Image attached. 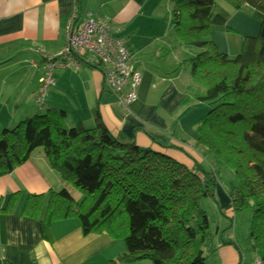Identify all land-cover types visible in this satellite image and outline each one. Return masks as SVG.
Segmentation results:
<instances>
[{
    "label": "trees",
    "instance_id": "obj_1",
    "mask_svg": "<svg viewBox=\"0 0 264 264\" xmlns=\"http://www.w3.org/2000/svg\"><path fill=\"white\" fill-rule=\"evenodd\" d=\"M224 1L237 10L247 4L262 13L257 33L243 36L233 57L220 52L209 37L213 26L230 31L225 18L213 10L214 0H174L171 10L178 42L194 49L179 63L191 64L192 79L181 104L196 101L209 107L197 121L194 145L187 139L167 145L182 151L189 164L134 140H119L96 106L92 127L80 122L67 126L65 111L48 107L0 131V175L41 148L50 166L81 193L75 199L66 188L50 190L44 231L55 220L75 217L83 235L124 239L127 249L119 257L123 261L211 264L223 244L238 248L241 258L235 241L222 235L230 231L237 213L250 208L254 261L260 257L264 264V0ZM34 52L45 65L42 53ZM211 156L206 165L204 158ZM222 165L233 169L237 181L227 189L233 214L226 216L229 220L218 235L200 204L209 197L221 214L216 185ZM38 195L24 206L36 217L42 206ZM13 203L14 194L6 208Z\"/></svg>",
    "mask_w": 264,
    "mask_h": 264
},
{
    "label": "crops",
    "instance_id": "obj_2",
    "mask_svg": "<svg viewBox=\"0 0 264 264\" xmlns=\"http://www.w3.org/2000/svg\"><path fill=\"white\" fill-rule=\"evenodd\" d=\"M115 1H119L116 7L105 8ZM115 1L0 0V60L10 58L0 64V130L35 114L29 109L27 100L30 102L34 99L37 103V71L43 68L44 63L40 64L38 59L42 58L33 49L41 48L49 54L62 49L65 43L64 25L76 2L80 15L83 16L88 11L94 16L108 19L120 28L115 35L123 40L133 54L135 66L142 78L136 100L125 110L116 95L103 88L102 75L96 68L87 70L85 65L59 67L62 71L57 73L54 85L59 86L63 80L68 82L72 89L64 91L68 93L67 96L72 95L74 98L76 110L73 112L83 113L74 115L71 119L73 112L57 105V108L65 111L66 120L69 117L67 126L80 122L83 126L92 127L95 124L93 107L96 106L106 127L119 140H134L143 147L166 152L189 164L190 160L182 151L167 147L187 136L184 134L177 138L169 133L168 121L174 118L190 84L185 79L180 80L179 63L192 56L194 49L180 42L177 45L178 40L172 31L163 34V30L169 28V22L161 25L153 18L155 8L163 0L153 3L152 0ZM173 2L174 0H165V7L170 9ZM215 3L216 0L214 5ZM220 3L222 6L223 3ZM214 5L213 10L225 18L230 31L223 26H213L209 37L220 52L233 57L240 49L242 37L257 33L260 20L252 16V13L256 15L257 12L247 4L240 10L227 3L225 9L223 6L222 9H215ZM258 13L261 15L259 11ZM23 53L29 54V58L19 56ZM24 64H28L29 70ZM30 67L36 69L34 75H31ZM27 77L29 84L20 91V85ZM32 77L34 83L31 82ZM60 99V95L55 98L56 102ZM189 105L203 104L195 101ZM48 107L51 105H47L46 109ZM174 121L177 122V118ZM71 187L50 166L41 148L32 150L29 158L10 173L0 175V264H152L148 260H121L120 255L127 249L124 239H114L104 233L83 235L75 217L55 220L44 231L42 217L50 190L66 188L74 197ZM216 193L221 210V214L219 211L218 214L225 218L232 215L230 197L219 182ZM13 194L14 203L6 208ZM33 194H39L38 198L42 202L38 217L24 211L26 201ZM221 228L223 227L218 223L215 229L218 235L221 234ZM222 236L224 239L234 240L242 252L233 229L227 230ZM215 255L219 264H243L244 261V255L240 258L238 248L232 244L221 245ZM217 260L214 264H217Z\"/></svg>",
    "mask_w": 264,
    "mask_h": 264
},
{
    "label": "built area",
    "instance_id": "obj_3",
    "mask_svg": "<svg viewBox=\"0 0 264 264\" xmlns=\"http://www.w3.org/2000/svg\"><path fill=\"white\" fill-rule=\"evenodd\" d=\"M120 28L109 20L94 16L90 12L80 15L77 3L72 7L64 25L65 43L55 54L41 48L46 71L38 78L39 88L36 101L42 103L49 86L55 84L53 70L57 67H78L83 64H99L103 88L114 93L119 104L128 110L130 103L137 98L141 73L136 68L133 54L116 32ZM254 264H262L257 257Z\"/></svg>",
    "mask_w": 264,
    "mask_h": 264
},
{
    "label": "rangeland",
    "instance_id": "obj_4",
    "mask_svg": "<svg viewBox=\"0 0 264 264\" xmlns=\"http://www.w3.org/2000/svg\"><path fill=\"white\" fill-rule=\"evenodd\" d=\"M155 1L156 0H152L151 3L155 2ZM117 2L119 3V1H115L113 4L110 3L109 5L105 6V8L109 9L110 7H113V6L116 7ZM220 2L223 3L222 6L225 9L227 2L224 0H219V1L216 0L214 8L215 9H222V6H220V4H221ZM173 4H174V2H173ZM172 5H171L170 9L166 8L165 7V0H163L162 2H160L158 4V6L154 10V17L153 18H156L155 20L157 23L164 25V23L169 22L168 23L169 28H166L165 30H163V34H166L167 32L171 33V31L174 32L172 20H171V9L173 7ZM247 8H250V7H247ZM150 9H151V7H150ZM244 10L247 11L246 8ZM253 10H256L257 13H256V15H254L252 13V16L255 19L261 20V17H262L261 11H259L257 9H253ZM250 11H252L251 8H250ZM258 11L261 13V15H259ZM161 28H162V26H161ZM169 35H171V34H169ZM177 45H179V42L177 43ZM19 56H26L27 58H29V54H26V53L19 54ZM16 64L22 65V64H18V63H16ZM23 66L27 67V70H29L28 64H24ZM180 66H181V68L179 69L180 80L185 79L187 84L191 83L192 82L191 75H190L191 64L189 62H187V63L184 62ZM86 67L88 68L87 70L93 68L90 66H86ZM96 69L101 73V71L98 68H96ZM45 71H46L45 65H43V68L41 67L40 69H38V71H37V76L39 75L38 78L40 76L44 75ZM60 71H62V70H60L59 67H57L56 69L53 70V76H54V78H56V81H57V73H59ZM35 72H36V69L30 67L31 75H34ZM31 82L32 83L35 82V80H33V77L31 79ZM28 84H29V77L24 79L23 83H21L20 91H22V89L26 88L28 86ZM55 85L49 86L47 94H46L42 103H39V102L36 103L34 99H33V101H30V102H29V99L27 100L28 101L27 104H28L29 109L31 110L32 113H37V112L41 113V112L46 111L47 105L48 106L51 105V107H59L57 105H62L64 107H66L69 111L71 110V112L76 110V108L74 106L73 96L72 95L67 96L68 93L66 91H64V90H71L72 89L71 85L68 82H65L64 80L60 82L59 86H55ZM58 95H60L62 100L60 99L58 102H56L55 98ZM52 99H54V100H52ZM53 101L55 102L53 105L47 104V103H53ZM193 101H195V100H193ZM190 103L191 102L188 103V101L185 103L183 102L179 106L178 110L175 111L174 118H171L168 121V126H169L168 132L173 134L177 138L183 137L184 134H187L186 139L188 140L189 144L194 145L195 144L194 140H195V130H196L197 121L202 115H204L208 111L209 107L207 105H202V106L192 105L191 106V105H189ZM186 105H188L187 106L188 108L185 107ZM184 109H185V111H184ZM180 110H182L183 113H180V114L177 113ZM71 114H72L70 116L71 119H72V116H74V115H78V114L83 115L82 112H78V111H75ZM179 115H180V117H178ZM175 118H177V122L174 121ZM68 119H69V117H68ZM68 119L66 121H69ZM17 123L18 122H15L14 124H12V126L17 125ZM176 124H177V127H176ZM87 126L88 125H85V127H87ZM192 136L194 137V139ZM204 159H205L204 163L207 165L209 163V160L212 159V156L210 158L206 157ZM220 174H221V181H219V184H220L221 188L224 189L226 192L228 187H229L230 182H233V181L236 182L237 178L233 172V169H231L229 166H226V165H222L220 167ZM71 188H73V187H71ZM73 190H74L73 191L74 197L77 199H80L81 193L78 190H76L75 188H73ZM57 191H58V189H57ZM200 205L203 209H205L207 211V213L209 215L211 229H213V230L216 229L218 223H219L220 227H224L227 224L229 219L227 220L223 216L218 214V210L216 208L215 203L212 201V199H210L209 197H206L201 201ZM251 216H252V210L250 208H247V209L240 211L239 213H237V217H234V219H233L234 227L230 228V229H233V232L237 236L238 241L240 243V246L242 249V254L244 255L243 264H254L255 253L252 250V238L250 236ZM224 237H226V235H224ZM211 257H210L211 258V264H213V262L216 261L218 258L216 257V255L215 256L212 255ZM148 261L150 262V260H148ZM215 264H216V262H215ZM217 264H219L218 260H217Z\"/></svg>",
    "mask_w": 264,
    "mask_h": 264
}]
</instances>
